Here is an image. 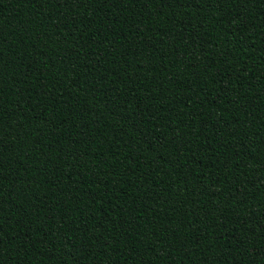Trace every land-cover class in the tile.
<instances>
[{
  "label": "trees",
  "instance_id": "16d2710c",
  "mask_svg": "<svg viewBox=\"0 0 264 264\" xmlns=\"http://www.w3.org/2000/svg\"><path fill=\"white\" fill-rule=\"evenodd\" d=\"M0 264H264V0H0Z\"/></svg>",
  "mask_w": 264,
  "mask_h": 264
},
{
  "label": "snow or ice",
  "instance_id": "6c2138e0",
  "mask_svg": "<svg viewBox=\"0 0 264 264\" xmlns=\"http://www.w3.org/2000/svg\"><path fill=\"white\" fill-rule=\"evenodd\" d=\"M260 253H258V255H259Z\"/></svg>",
  "mask_w": 264,
  "mask_h": 264
}]
</instances>
